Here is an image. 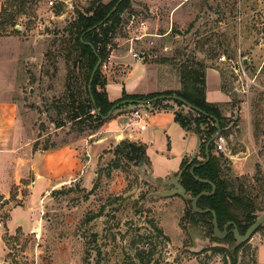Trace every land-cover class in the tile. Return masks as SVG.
<instances>
[{"label":"rangeland","instance_id":"rangeland-1","mask_svg":"<svg viewBox=\"0 0 264 264\" xmlns=\"http://www.w3.org/2000/svg\"><path fill=\"white\" fill-rule=\"evenodd\" d=\"M90 1L58 0L50 5L49 0H0V99L17 104L25 129L16 151L0 156L2 237L6 233L0 264H264V226L232 250L236 252L232 261L229 244L212 241L202 223L189 224L186 201L150 196L167 188L144 181L138 168L146 163L135 165L114 155L118 144L99 157L90 183L81 178L65 186L56 184L57 189L54 186L37 199L29 196L37 151L77 144L95 131L67 121L61 127L53 123L64 118L54 105L66 97L72 68L61 43L64 28ZM129 4L109 42V55L114 49L125 53L131 35L146 34L133 41L134 51L156 52L152 61L167 68L156 70V83L147 76L140 85L144 88L177 86L175 76L179 77L182 64L199 61L216 66L229 98L220 109L226 118L220 134L224 149L212 152L219 161V175L234 193L255 202L256 215L264 212V0H130ZM14 13L10 22L8 15ZM131 15L143 20L144 26L138 22L129 26ZM154 33L162 36L151 37ZM221 56L226 62L219 60ZM108 61L109 57L106 65ZM127 63L133 67L131 60ZM103 64L99 68L106 80L109 72ZM150 105L123 109L136 106L148 111ZM118 113L113 111L111 117ZM179 129L163 133L148 125L142 138L151 140V157L163 148L167 136L173 153L182 144L194 153L195 136L179 140ZM199 129L197 154L188 161L202 160L207 128L202 124ZM80 160L89 162L85 151ZM146 162L150 166L147 158ZM170 162L175 168L176 161ZM36 226L38 234L32 229Z\"/></svg>","mask_w":264,"mask_h":264},{"label":"trees","instance_id":"trees-1","mask_svg":"<svg viewBox=\"0 0 264 264\" xmlns=\"http://www.w3.org/2000/svg\"><path fill=\"white\" fill-rule=\"evenodd\" d=\"M119 0H112L107 4H103L101 0H91L83 11H78L75 18L64 28L66 37L61 41L66 51L67 61H72V68H69L66 81V97L63 98L54 108L59 114H64L63 119H55L56 127H61L65 121L78 126H87L95 130L103 126L107 120H102V116L114 107L116 104L126 100H150L159 96L175 95L188 103L193 109L183 106L180 101H173V105L166 100H157L151 103V108L174 110V122L184 131H191L200 134L199 126L206 125V138L202 143L201 157L202 160L188 161L183 159L179 165L178 172L182 171L180 176V184L186 190V194L195 197L201 192L209 193L210 185L196 181L190 174L189 169L194 165L201 164L204 161V146L211 136L216 132L217 123L220 128V134L225 130L226 118L222 115L221 107L226 104H210L205 100V70L207 66L199 61H192L189 64H182L179 71L180 89L177 91H164L147 95H128L122 91L121 97L113 102L108 101L107 94L104 90L105 79L103 78L100 68L95 72L90 86V93L87 89L88 81L92 69L97 61L101 60V64L105 63L109 57V42L118 29L121 16L129 10L130 0H121L115 11L110 16L107 14L116 5ZM20 12H17L19 16ZM9 21L16 18L14 15H8ZM15 26L14 23H12ZM91 44L92 48L86 45ZM156 61V60H155ZM77 72V73H74ZM222 81V73L219 71ZM76 85V87H75ZM221 91L227 95V91L222 86ZM90 96L92 99H90ZM93 101V103H92ZM165 102V103H164ZM124 106V105H123ZM119 106L115 110H121L124 107ZM126 106V105H125ZM136 107V106H134ZM97 109L99 114H95ZM183 109H188L184 113ZM114 110V111H115ZM194 113L192 116L190 113ZM214 142L209 145V160L206 164L196 167L193 170V176L211 182L214 187V193L211 196H201L197 201V209H209L215 213L218 229L221 231L227 223L236 226L239 234H244L251 224L256 220L257 207L253 200L242 193H234L230 184L220 178L219 161L212 153L214 150ZM113 154L120 156L127 163L140 165L146 163L145 147L140 144L130 143L126 140L121 141L113 150ZM177 173L174 175L176 176ZM188 208L185 211V217L189 224L198 226L200 223L204 225L208 236L212 241L217 243L231 244L234 240L232 235L233 226H228L226 236L217 240L213 237L212 216L210 213L198 214L193 213L190 203L187 202ZM263 225L257 231H260ZM6 233L2 238L5 239ZM219 248V247H217ZM238 250V249H237ZM235 253L228 256L232 261L235 260ZM148 264V261L145 263Z\"/></svg>","mask_w":264,"mask_h":264},{"label":"crops","instance_id":"crops-1","mask_svg":"<svg viewBox=\"0 0 264 264\" xmlns=\"http://www.w3.org/2000/svg\"><path fill=\"white\" fill-rule=\"evenodd\" d=\"M155 34V33H154ZM150 35L151 37H161L160 34ZM140 35V34H139ZM137 35V37L139 36ZM144 38L145 35H141ZM126 39L125 53L122 50L114 49L110 51L109 61L107 62L109 77L105 80L104 90L107 94V99L110 102L118 100L124 90L128 95H147L164 91H177L180 89L179 77L175 76L178 82L176 86L163 87L161 89L154 88L151 84L148 88L141 85L147 76L154 79V83L158 81L156 70H165L160 61H152L151 56L156 57V52L146 50L138 52L142 55L141 59L132 57V52H135L130 39ZM141 38V39H142ZM140 39V40H141ZM136 53V52H135ZM128 60L133 62V67L127 63ZM134 69V70H132ZM160 73V71H159ZM167 73V72H166ZM156 85V84H155ZM113 91V92H111ZM205 100L210 104H226L229 98L221 91V78L219 70L216 66H207L205 70ZM151 108V107H150ZM148 109L145 111L146 127L143 131L138 129V124L131 116V111L135 107L121 109L117 115L111 117L103 126L95 130L86 139L79 143L68 146H61L56 149H43L37 151L35 162L32 164V182L30 186L29 196L34 200L42 196L49 190H54V186H65L75 183L76 180L82 178L85 184L90 183L95 175L94 167L97 165L99 157L104 151H109L112 147L119 143L123 138L130 143H139L145 145V156L150 163L153 175L167 179L168 175H174L177 172L181 161L185 158H193L197 154L198 140L197 135L191 131L179 129V140H184L186 137L195 139L196 151L189 153L187 146H175L176 154L173 153L172 144L167 136L164 141V146L157 151L155 158L151 157L148 150L151 145V140L148 142L142 138V132L147 130L148 125H153L154 128L166 132L167 129L179 126L174 122V110L168 109ZM178 126V127H177ZM25 129L22 126L19 118L17 104L8 99H0V156L11 155L16 151L21 142V135ZM149 147V148H148ZM85 151L89 157V162L81 163V152ZM172 154V155H171ZM171 160L176 161L175 168L171 165ZM83 169H86L85 172ZM169 176V177H170ZM168 177V178H169ZM57 189V187L55 186ZM18 208L13 209L16 211ZM28 212V208L26 209ZM10 221V220H9ZM17 226L16 228H19ZM22 228V227H21ZM4 243L2 241V231L0 226V250L3 251Z\"/></svg>","mask_w":264,"mask_h":264},{"label":"water","instance_id":"water-1","mask_svg":"<svg viewBox=\"0 0 264 264\" xmlns=\"http://www.w3.org/2000/svg\"><path fill=\"white\" fill-rule=\"evenodd\" d=\"M120 1L121 0H119L116 3V5L111 9V11L107 14V17L110 16V14L113 11H115V9H116L117 5L120 3ZM86 45H88L89 47L92 48L91 44L86 43ZM100 65H101V60L99 58H97V61H96L95 65H94V67L92 69V72H91V75H90V79H89L88 85H87V89H88L89 93H90V86H91L92 78H93L95 72L97 71V69L100 67ZM90 99H92L91 96H90ZM157 100H166V101H172V102L173 101H180L183 104L184 107H186L188 109H191V110L193 109L188 103H186L181 98H179V97H177L175 95H172V96H159L157 98L150 99V100H126V101H122V102L116 104L114 107H112L106 113V115L102 116L101 118H102V120H107L108 118L111 117L113 111L116 108H118L119 106H123V105L143 106V105L151 104L152 102H155ZM92 103H93V101H92ZM94 113L95 114H99L97 109L94 110ZM215 126H216V132L211 136V138L206 142V144L204 146V155H205L204 161L201 164L194 165L193 167H191L189 169V174L196 181H198L200 183H206V184L210 185L211 191L209 193L201 192L195 197H191V196L187 195L186 194V190L184 189V187L179 182L182 171L178 172L176 176L171 175L167 179H163L162 177L153 175L151 167L148 166L147 164H142L138 168V171H139L140 175H142V178L144 179V181H146L148 183H151V184H153L155 186L168 187V189H165L163 191L154 192V193L150 194V196L156 197V198L157 197H159V198H169V197H175L176 196V197H179V198H181L182 200H184L186 202H189L193 213H198V214L210 213L211 216H212L211 222H212V229H213V233H214L213 236H215L217 238H223L226 235V229L228 228V226H233L232 235H233V238H234V243H232L229 246V252H230V254H232V250L235 247H237L239 244L248 242L251 239V237L253 236V234L256 232V230L262 224H264V212H258L257 215H256L257 218L253 222V224H251L249 226V228L246 230V232L243 235H240L239 232L237 231L236 226L233 225L230 222L225 224L223 226V230L220 231L218 229V226H217L215 213L212 210H209V209L199 210V209H197L196 204H197L198 199L201 196H211L214 193V190H215V187H214V185L211 182H209L207 180H202V179H199V178L193 176L194 168L206 164L207 161L209 160V151H208L209 145L211 143H213L216 140V138L220 135V128H219L218 124L216 123ZM1 199H2V196L0 195V200Z\"/></svg>","mask_w":264,"mask_h":264},{"label":"built area","instance_id":"built-area-1","mask_svg":"<svg viewBox=\"0 0 264 264\" xmlns=\"http://www.w3.org/2000/svg\"><path fill=\"white\" fill-rule=\"evenodd\" d=\"M57 1L58 0H49V4L53 5ZM135 22H138L140 27L144 26V21L143 20H141L138 16L131 15V17L129 19V26H133ZM141 38H142V36H140V35L138 37H137V35H134V37L131 38L130 41L132 42V41H135V40H140ZM132 57L135 58V59H141L142 55H139L138 53L132 52ZM219 60L221 62H226L224 56H221L219 58ZM106 66L107 65L105 63L102 65L103 68H106ZM237 69H238L237 66L233 67V70L235 71V73L238 72ZM248 85H249V83L246 84L247 87H248ZM131 116L134 119V121L138 124V129L140 131H143L145 129V127H146V123L144 122V120H145V111H143V109L140 108V107H135V109L133 111H131ZM224 145H225V141H224L223 137L219 135L216 138V140L214 141L215 151L222 152L223 149H224Z\"/></svg>","mask_w":264,"mask_h":264},{"label":"bare ground","instance_id":"bare-ground-1","mask_svg":"<svg viewBox=\"0 0 264 264\" xmlns=\"http://www.w3.org/2000/svg\"><path fill=\"white\" fill-rule=\"evenodd\" d=\"M32 229H33V232H35L37 234L39 233V230H40L39 226L33 227Z\"/></svg>","mask_w":264,"mask_h":264},{"label":"flooded vegetation","instance_id":"flooded-vegetation-1","mask_svg":"<svg viewBox=\"0 0 264 264\" xmlns=\"http://www.w3.org/2000/svg\"><path fill=\"white\" fill-rule=\"evenodd\" d=\"M166 188L168 189V187H166ZM262 225H263V224H262ZM262 225H261V226H262ZM263 226H264V225H263ZM222 230H223V229H222ZM222 230H221V231H222ZM226 234H227V229H226ZM241 235H243V234H241ZM225 236H226V235H225ZM223 238H224V237H223ZM223 238H222V239H223ZM232 243H234V240H233ZM232 243H231V244H232ZM231 244H229V246H230Z\"/></svg>","mask_w":264,"mask_h":264}]
</instances>
